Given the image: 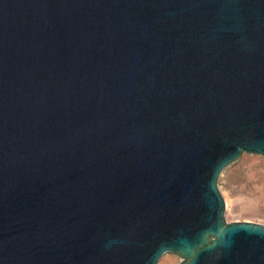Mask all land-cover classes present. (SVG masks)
Segmentation results:
<instances>
[{"label": "water", "instance_id": "obj_1", "mask_svg": "<svg viewBox=\"0 0 264 264\" xmlns=\"http://www.w3.org/2000/svg\"><path fill=\"white\" fill-rule=\"evenodd\" d=\"M264 156V0H0V264H264L221 172Z\"/></svg>", "mask_w": 264, "mask_h": 264}, {"label": "rangeland", "instance_id": "obj_2", "mask_svg": "<svg viewBox=\"0 0 264 264\" xmlns=\"http://www.w3.org/2000/svg\"><path fill=\"white\" fill-rule=\"evenodd\" d=\"M218 188L225 200L227 222L251 221L264 224V156L243 153L227 166L218 178ZM180 257L163 254L159 264H174Z\"/></svg>", "mask_w": 264, "mask_h": 264}]
</instances>
